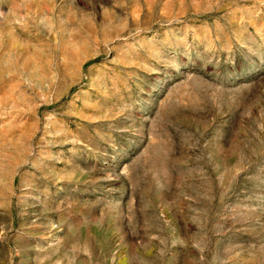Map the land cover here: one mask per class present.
<instances>
[{"label": "rangeland", "instance_id": "1", "mask_svg": "<svg viewBox=\"0 0 264 264\" xmlns=\"http://www.w3.org/2000/svg\"><path fill=\"white\" fill-rule=\"evenodd\" d=\"M0 264H264V0H0Z\"/></svg>", "mask_w": 264, "mask_h": 264}]
</instances>
